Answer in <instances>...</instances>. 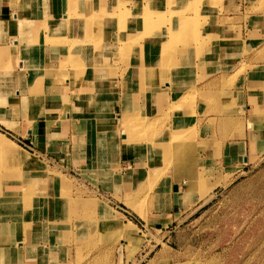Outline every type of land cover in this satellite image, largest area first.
Listing matches in <instances>:
<instances>
[{
  "label": "rangeland",
  "instance_id": "374dc122",
  "mask_svg": "<svg viewBox=\"0 0 264 264\" xmlns=\"http://www.w3.org/2000/svg\"><path fill=\"white\" fill-rule=\"evenodd\" d=\"M262 3L258 1L256 9L262 8ZM118 6H124V14L119 13ZM224 6L222 0H58L50 8L51 16L40 19V23L51 32L68 24L74 28L70 34L62 36L63 57L57 56L52 61L49 57L48 62L45 59L49 56L46 52L49 46L38 50V53L43 50L45 57L43 60L40 57L34 59L44 64L38 68L35 65V80L30 92L37 91L43 81L79 85V90L83 85L97 84L98 92H101L108 87L102 83L117 76L116 63L119 61L127 64L126 69L135 67V74L139 77L155 70L166 74L172 71L174 63L180 69V80L174 86L180 96L169 104L163 115L156 114L162 117L154 119L153 113L141 112L145 119L135 117L131 121L136 135L134 140L145 138L150 144L149 138L154 140L164 133L166 142L158 145L153 141L151 145V158L152 148H161L157 166L152 160L148 162L152 167L146 166L147 169L129 168L124 182L144 180L115 195L103 190L97 181L79 168L66 165L61 157L44 152L36 135L25 128L26 125L30 127V122L24 118L22 102L3 103V108L10 113H4L5 117L12 116L10 119L17 125L7 126L0 121V186L19 190L22 195L19 204L23 203L22 199L26 201L21 204L22 210L12 213L15 217L26 213L28 201L34 202L28 204L30 210L37 204L48 206L49 201H58L55 206L59 207V215L70 226L69 233H65L67 236L62 240L63 245L68 246L66 255L60 248L52 254L53 260L68 261L65 264H264V147L251 154L248 160L229 162L224 171L218 172L209 165L210 162L204 161L201 154V149L207 145L199 142L194 146L186 144L202 132L196 131L202 120L200 117L211 111L210 104L213 103V98L202 95L203 75L196 73V69L192 74L195 84L186 91L187 58H198L204 36L201 28L209 26L214 30V23L219 22ZM139 7H143L142 12ZM87 14L92 17L86 18ZM82 19L89 21L91 31L85 32L84 24L80 25ZM247 19L245 17L244 21ZM98 21H101L100 27ZM128 23L132 24L130 39L125 36L128 33L123 29L124 35L122 31ZM210 34L213 41L212 36L218 33L211 31ZM105 35L111 37L109 46ZM39 36L37 34L34 41H30L38 42ZM109 48L113 50L115 62L108 65L104 63L107 57L104 51ZM145 58L152 61L147 60L145 64ZM173 59H176L174 63ZM241 69L242 64L238 71ZM121 72L123 82L124 70ZM234 75L225 77L227 84L232 83ZM0 82L3 84H0V91H7L12 96L18 94V87L13 89L8 82ZM217 82L206 86L213 88ZM173 110H184L183 114L191 117L193 125L174 134L167 131L170 130L167 128L168 119ZM228 112L242 111L238 108ZM0 117L4 116L0 114ZM212 119L216 118H208V122ZM228 122L233 124L235 118L230 117ZM145 134L149 138L144 137ZM33 161L40 162L39 170H30ZM194 165L197 166L194 186L188 190L182 185L176 196V202L186 207L171 204L166 192L175 193L170 186L162 188L160 196V199L166 198L170 206L164 201V206L155 210L153 203L158 197L155 191L156 186H160L158 182L162 183L166 175L176 170L188 173L189 167ZM101 184L107 187L105 183ZM37 191L41 195H37ZM53 192L57 193L54 195ZM48 193L49 199L41 197ZM12 194L11 191L0 193V203L8 204V207L14 204ZM200 196L203 198L199 203L190 204ZM76 218L81 221L78 220L75 226L73 221ZM6 229L5 224L0 225L4 252L13 249L7 244L9 233ZM72 229H77L79 234L72 233Z\"/></svg>",
  "mask_w": 264,
  "mask_h": 264
},
{
  "label": "crops",
  "instance_id": "0c3cea01",
  "mask_svg": "<svg viewBox=\"0 0 264 264\" xmlns=\"http://www.w3.org/2000/svg\"><path fill=\"white\" fill-rule=\"evenodd\" d=\"M57 1L0 0V81L8 82L13 89L18 87V94L15 96L7 91H0V114L4 116L0 117V121L7 126L16 127V122L10 119L12 116L5 117L4 113H9V110L3 108V103L22 102L24 118L30 122V127L26 125L25 128L29 133L36 135L44 152L61 157L66 165L79 168L85 175L97 181L106 192L113 195L122 193L144 180L138 179L129 184L124 182L127 170L129 168L143 170L146 166H151L148 162L152 160L154 166H157L156 160L161 154V148L160 150L158 147L152 148L151 158V145L153 141L158 145L167 141L163 138L164 133L154 137V140L145 134L144 137L151 140L150 144L145 138L134 140L136 135L131 121L135 117L145 119L141 112L153 113L154 119L162 117L169 104L172 105L174 99L180 96L174 89L180 80V69L174 63L176 59H173L175 67L172 65L171 72L163 74L155 70L139 77L136 75L135 67L126 69L127 64L119 61L116 63L117 76L109 77L108 82H103L102 85L108 87L103 88L101 92H98L97 84L83 85L79 90V85H63L48 81H43L37 91L30 92L36 68L44 64L35 61L33 57L35 53L43 60L45 57L43 47L48 45L50 56H47L45 61L50 62L49 57L51 61L57 56L63 57L62 50L65 48L62 36L70 34L74 28V25L68 24L51 32L42 22L40 23V19L51 16L50 8ZM222 1L225 9L219 14V22L214 23L215 29L211 30L209 26L201 28L204 35L200 45L202 52L199 53V60L194 57L191 60L188 56L186 75V91L191 90L195 84L196 79L192 74L196 69V73L200 72L203 75L202 82L205 86L202 87V95L213 98V103L210 104L211 111H206L200 117L202 120L196 128V131L202 132L197 133L194 140L186 141V144L194 146L199 142L207 145V148L201 149V154L204 161L207 164L210 162L209 165L218 172L225 170L229 162H237L239 159L244 161V158L248 160L251 154H256L264 147V0ZM258 1H263L262 8L256 9ZM245 17H248L247 21H244ZM211 31L218 33L212 36L213 41ZM37 34L40 35L38 42L33 43V38ZM30 39L33 40L32 44ZM105 39L109 46L112 42L111 37L107 38L105 35ZM40 49H43L42 53H38ZM104 53L107 56L104 59L105 64L115 62L111 48L106 49ZM147 60L152 61L145 58L143 63L146 64ZM241 64L242 69L238 71ZM35 65L38 66L35 68ZM233 73L235 75L232 83L227 84L226 78H230ZM216 81H218L216 86L207 88L208 83L211 85ZM0 84L3 85L1 82ZM228 97H231L229 98L231 102L228 101ZM238 108L242 112H228L236 111ZM135 110H139L138 113L133 112ZM158 112L161 115L157 116ZM183 112L184 110L171 112L167 127H170V130L167 131L174 134L177 130H184L193 125L191 117ZM212 117L216 119L208 122V118ZM230 117L235 118L233 124L228 122ZM39 165L40 162L35 161L30 170H39ZM195 167L197 166L189 167L188 173L176 170L171 175H166L162 183L158 182L160 186L155 188L158 197L153 203L155 210H160L166 202V198L160 199L162 188L168 189L170 186L175 193L170 195L169 191L166 192L171 204L186 207L176 202L178 195L176 191L179 192L182 185H186L188 190L194 186L197 176ZM101 183H105L107 187ZM174 186L177 189H174ZM4 191L13 193L14 204L8 207V204L0 203V225H6L9 233L7 244L16 252H13V249L2 251L0 236V264L67 263L68 261L52 258V254L60 248L66 255L68 248L67 245H63L62 240L67 236L65 233H69L70 224L59 215V207L55 206L58 201L48 200V206L37 204L33 210L26 204V208L28 207L26 213L22 217H15L12 213L16 214L22 210V205L19 204L21 192L13 187L1 185L0 193ZM37 195L41 194L37 191ZM49 195L48 193L41 197L49 199ZM202 198L203 196L197 197L190 204L195 205ZM45 207L47 213L44 211ZM104 209L107 207L104 206ZM78 220L81 221L77 218L73 221L75 226ZM115 224L116 222L111 224L112 227ZM77 229H72V233L79 234Z\"/></svg>",
  "mask_w": 264,
  "mask_h": 264
},
{
  "label": "bare ground",
  "instance_id": "6f19581e",
  "mask_svg": "<svg viewBox=\"0 0 264 264\" xmlns=\"http://www.w3.org/2000/svg\"><path fill=\"white\" fill-rule=\"evenodd\" d=\"M117 10L119 11V13H122V14H124L125 13V10H124V6H121V7H117ZM142 12L143 11V7H139V12ZM90 13V12H89ZM91 18L92 17V15L91 14H87L86 15V18ZM85 19V18H84ZM84 19H82L81 21H80V25L81 24H84V28H85V32H89V31H91L90 29H89V21H87V20H84ZM92 22V21H91ZM100 25H101V21H98V27H100ZM128 33V35H125V31ZM131 29H132V24L131 23H128V24H125L124 25V27L122 28V31L124 32V35L126 36V38H128V39H130V38H132V36H131ZM124 36V37H125ZM125 38V39H126ZM30 44H32V42L30 41ZM59 45V44H58ZM31 46V45H30ZM46 52H47V54L50 56V52H49V49H46ZM34 58H37L38 57V55H37V53H35V56H33ZM93 64V63H92ZM94 65V64H93ZM177 192V194H180V192H178V191H176ZM182 196V195H181ZM37 199V198H36ZM36 199H34V200H36ZM14 200V198L12 199V201ZM22 202L24 203V202H26L24 199H22ZM23 203H20V204H23ZM27 205L29 204V205H32V204H34V202H33V200L32 201H28L27 203H26ZM34 207V206H33ZM32 207V208H33Z\"/></svg>",
  "mask_w": 264,
  "mask_h": 264
},
{
  "label": "water",
  "instance_id": "95a60500",
  "mask_svg": "<svg viewBox=\"0 0 264 264\" xmlns=\"http://www.w3.org/2000/svg\"><path fill=\"white\" fill-rule=\"evenodd\" d=\"M244 160H246V158H244ZM174 189H177L176 186H174Z\"/></svg>",
  "mask_w": 264,
  "mask_h": 264
}]
</instances>
